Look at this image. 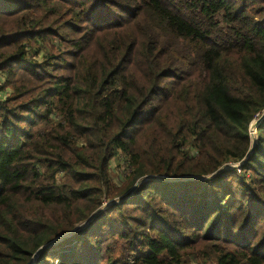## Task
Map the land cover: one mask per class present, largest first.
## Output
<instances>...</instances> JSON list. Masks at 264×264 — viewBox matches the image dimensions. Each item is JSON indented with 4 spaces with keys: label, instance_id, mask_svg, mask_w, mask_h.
I'll list each match as a JSON object with an SVG mask.
<instances>
[{
    "label": "trees",
    "instance_id": "obj_1",
    "mask_svg": "<svg viewBox=\"0 0 264 264\" xmlns=\"http://www.w3.org/2000/svg\"><path fill=\"white\" fill-rule=\"evenodd\" d=\"M0 71V264H264V0H0Z\"/></svg>",
    "mask_w": 264,
    "mask_h": 264
},
{
    "label": "rangeland",
    "instance_id": "obj_2",
    "mask_svg": "<svg viewBox=\"0 0 264 264\" xmlns=\"http://www.w3.org/2000/svg\"><path fill=\"white\" fill-rule=\"evenodd\" d=\"M0 76H2L3 79L6 77L5 73L2 72V71H0ZM259 117H257L255 120H253V122L251 124V127H250V134H251V137L253 138V141L255 140V144L257 143V140H258V137H257V125L255 124V122L258 120ZM252 145H253V143H252ZM233 166H238V162L237 163L235 162L233 164ZM112 168H113V170H112L113 176H115L116 177V181L119 182L122 185L123 182H124V178L126 179V177H127V176L123 175L124 174L123 171H125L127 169L126 168V163L125 162H121V164H120L117 161V159H113ZM238 173H240V171H238ZM247 174L248 175H252V173H250V172H248ZM120 177H122V180H120ZM114 199L118 200L119 198L116 197ZM193 254L194 253H190L188 255H185L186 262L184 264H217L216 261H215L214 254H211L210 256H207V257H202L201 256L200 258H197V259L194 258Z\"/></svg>",
    "mask_w": 264,
    "mask_h": 264
},
{
    "label": "water",
    "instance_id": "obj_3",
    "mask_svg": "<svg viewBox=\"0 0 264 264\" xmlns=\"http://www.w3.org/2000/svg\"><path fill=\"white\" fill-rule=\"evenodd\" d=\"M263 116H264V112H263L262 115L258 118V120L255 122L256 125L259 124V122L262 120ZM254 145H255V140L253 141V145H252V147H251V149H250L248 155H250V154L252 153V150H253V148H254ZM239 164H241V162H239L238 165H239ZM232 167H235V166H232ZM219 171H220V170H218L217 172H219ZM217 172H215L214 174H211L210 176H199V177H192V176H189V177H184V178H185V179L209 178V177H213V176L217 175ZM166 178H167V177H164V176H163V177H160V176H148V177H146L145 179H157V180H163V179H166ZM145 179H144V180H140V181H138V182L133 186V188L130 190V192H131V193L134 192V191L139 187V185H140L142 182L145 181ZM172 179H176V178H172ZM120 200H121V199H118V200H112V201H110L109 203H106V204L103 205L101 208H99L98 210H96L95 212H93V215H92L87 221H85L84 224L79 225V226H76V227H75L73 230H71L70 232H68V233H66V234H64V235H62V236H59L58 239H56L55 241H51V242H49V243H47V244H44V245L40 246L39 249H38V251L33 255L31 261H33V260L35 259V257L39 254V252H40L43 248L49 246L50 244H55V243H57L59 240H61V239H65V238H67V237L73 235V234L76 232L77 229L82 228V227L86 226L88 223H90V222L93 220V218H94L96 215H98L99 212H101L104 208L108 207L111 203H113V202H119ZM122 200H123V199H122Z\"/></svg>",
    "mask_w": 264,
    "mask_h": 264
},
{
    "label": "built area",
    "instance_id": "obj_4",
    "mask_svg": "<svg viewBox=\"0 0 264 264\" xmlns=\"http://www.w3.org/2000/svg\"><path fill=\"white\" fill-rule=\"evenodd\" d=\"M3 82V77L0 76V84Z\"/></svg>",
    "mask_w": 264,
    "mask_h": 264
}]
</instances>
